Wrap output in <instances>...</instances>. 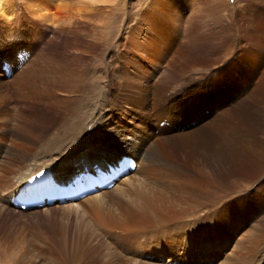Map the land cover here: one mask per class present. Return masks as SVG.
Returning a JSON list of instances; mask_svg holds the SVG:
<instances>
[{"label": "rangeland", "instance_id": "obj_1", "mask_svg": "<svg viewBox=\"0 0 264 264\" xmlns=\"http://www.w3.org/2000/svg\"><path fill=\"white\" fill-rule=\"evenodd\" d=\"M48 2L50 19L36 13L30 0H0V148L35 147L55 122L86 121L112 91L123 95L128 84L174 76L182 56L197 68L190 77L209 69L204 78L212 79L209 88L218 87L230 116L254 119L255 130L243 138L264 139V113L254 111L264 87V0ZM213 71L220 77L213 80ZM119 106H125L122 97ZM4 159L0 182L7 183L11 172L1 169ZM216 175L217 181L207 178L212 196L192 184L198 193L179 190L176 202L150 198L148 207L106 194L108 204L98 211L50 203L46 207L53 209L25 212L44 205L9 204L21 210L14 212L2 196L0 264H264V224L245 226L247 215L239 227L235 220L245 210L236 203L248 195L249 176L225 178L226 187ZM259 203L262 217V196Z\"/></svg>", "mask_w": 264, "mask_h": 264}, {"label": "bare ground", "instance_id": "obj_2", "mask_svg": "<svg viewBox=\"0 0 264 264\" xmlns=\"http://www.w3.org/2000/svg\"><path fill=\"white\" fill-rule=\"evenodd\" d=\"M30 4L36 13L48 19L52 17L48 0H30ZM182 58L185 62L176 64L175 71L171 72L175 77L169 73L160 75L158 81L147 82L146 79L147 81L139 84H128L126 89L129 92H124L123 95L112 91L107 98L98 102L90 117L82 123L71 118L63 120L61 126L59 121L55 122L49 132L40 134L38 140L41 142H35L39 150L46 151L45 154L36 151V146H29L28 149L2 146L0 156L5 159L1 162V169L11 172L8 178H4L7 183L10 181L9 184L5 180L0 182V197L3 196L1 200L4 207L21 212L12 209L9 204L12 205V198L19 188L39 171L50 172L59 182H67L84 167L91 168L94 163L116 164L121 156L128 155L136 161V166L122 175L109 189L93 192L76 202L53 205L59 209L77 210L75 206H80L85 210L98 211L108 204L105 195L113 194L117 201L134 202V199H139V203H134L148 207L150 198L168 196L170 201L176 202L181 199L177 193L179 190L180 193H198V189L194 192L191 190L192 184L212 196L207 178L214 179V174H217L218 180L226 187L229 181L225 178L249 176L248 195H242L241 200L236 203H243L245 210L235 220L238 222L247 215L251 219L246 223L243 221L245 226L253 222L256 227L262 226L264 214L261 217L260 213L263 210L260 209L258 214L257 208L261 204L259 197L264 198V139L256 134L243 138L244 132L255 130L251 124L254 119L250 121L241 115L230 116L226 99L221 97L218 87L209 88L208 84H211L212 79L206 82L204 78V73L209 69L204 70L199 77H190L187 74L197 68L188 64L191 62L190 57ZM212 73L213 80L220 77L218 72ZM196 80L199 85L192 87ZM258 84L259 82L256 87ZM180 88L183 92L178 90ZM185 90L190 93L184 94ZM201 92L203 97L197 94ZM261 92L260 96L255 95L258 105L254 111L258 108V112L264 113V87H261ZM120 97L125 102L122 108L119 106ZM4 150H7L6 153ZM204 174L206 179L203 178ZM253 182H256L255 186ZM243 191L246 192L245 189ZM226 192H223L224 195ZM46 204L42 209L25 212L52 208V205L47 208ZM234 221L233 229L241 225L238 222L237 227Z\"/></svg>", "mask_w": 264, "mask_h": 264}]
</instances>
